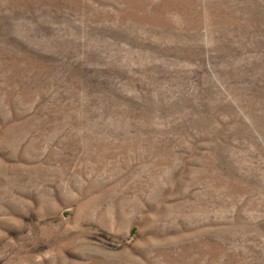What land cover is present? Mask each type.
I'll list each match as a JSON object with an SVG mask.
<instances>
[{
  "label": "rangeland",
  "instance_id": "374dc122",
  "mask_svg": "<svg viewBox=\"0 0 264 264\" xmlns=\"http://www.w3.org/2000/svg\"><path fill=\"white\" fill-rule=\"evenodd\" d=\"M0 264H264V0H0Z\"/></svg>",
  "mask_w": 264,
  "mask_h": 264
}]
</instances>
